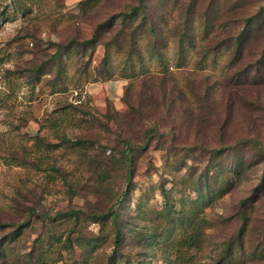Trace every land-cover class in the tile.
Masks as SVG:
<instances>
[{"label":"rangeland","instance_id":"374dc122","mask_svg":"<svg viewBox=\"0 0 264 264\" xmlns=\"http://www.w3.org/2000/svg\"><path fill=\"white\" fill-rule=\"evenodd\" d=\"M137 4L0 0V264H107L110 225L91 216L117 208L119 255L168 264L132 241L170 224L162 189L206 219L191 264H264V0H144L129 18ZM205 12L222 27L207 32ZM184 19L190 59L176 68L169 33ZM149 25L168 74L148 61ZM133 48L153 69L130 74Z\"/></svg>","mask_w":264,"mask_h":264},{"label":"trees","instance_id":"16d2710c","mask_svg":"<svg viewBox=\"0 0 264 264\" xmlns=\"http://www.w3.org/2000/svg\"><path fill=\"white\" fill-rule=\"evenodd\" d=\"M144 0H138V4L134 7H132L128 13L129 18H137L140 15V12L144 8L143 4ZM216 7V6H215ZM193 11V4L190 6H187L185 9H183L182 13L186 16L187 14H190ZM205 19H208V14L204 13ZM257 20L259 18H248L245 20V25L249 27L251 23L254 20ZM182 26L179 28L178 26L175 28H171L170 35L175 39L174 46L176 47L175 52H173L171 58L174 59L177 67L179 68L183 65H185L187 62L185 59L188 58L190 55L189 48L186 47L191 43L192 40L191 37L188 35L189 29H187L188 26V20L184 19L181 20ZM111 24V22H110ZM161 24L166 25V21L164 18L161 19ZM159 24V25H161ZM149 36H151L152 44L151 48L149 49V58L148 61L152 63V66L155 70L154 73H162V74H168L169 73V67L167 62L169 59V52L166 50V46L161 45L160 41L163 39L159 35V33L156 31V26L149 25ZM183 27V28H182ZM207 32L208 30H212V28L215 27H222L221 25L214 24L212 20H209L206 23ZM179 28V29H178ZM209 33H206L203 37L204 40L208 39ZM130 36V44L133 46L135 44V33H132ZM243 32L238 34L234 37V43L238 47V53H240L242 47V39H243ZM95 37V36H93ZM215 38L220 37L218 32L214 35ZM233 39V38H232ZM89 46L93 47L95 44L94 38H91L89 40ZM94 49V48H92ZM135 51L133 53L135 59L137 62L131 60L130 58L126 60V64H129L130 67V74L133 75L134 73L143 74L146 73L148 68L143 64L142 59L140 58L141 52L138 51V49L133 48ZM190 59V58H188ZM205 60H202V62L198 65L200 67ZM214 61V60H213ZM138 65V67H135V65ZM153 71L142 75L143 77L149 76L153 74ZM144 79V78H143ZM49 146V145H48ZM50 148H54L55 146H49ZM137 150H141L139 147H135L132 152H136ZM124 160L126 164V180L130 178V164L131 163V155L129 152H126L124 155ZM205 189V188H204ZM207 195H210L212 191L208 188L206 190ZM205 192H201V190L198 191V198L199 200L203 198ZM162 198L164 200V205L166 206L165 214L161 216L167 217V220H169L170 224L163 230L158 228V226L153 225L150 226V230L140 231L137 232L132 236V241L135 243L134 247H139L143 251H150L152 256L155 255L156 252H159L160 254L166 256V262L168 264H191L192 260H190V257L187 256V253L191 249H196L199 247V243L202 240V231L203 228L207 225L206 219L203 217V214L198 212L196 208L192 206L190 210H186L184 205L191 204L188 203L186 200L182 201L180 204V208L176 209V205L173 204L168 195L167 191L165 189H162ZM122 205V204H121ZM183 205V207H182ZM139 216L141 217V220L146 219V214L144 210L139 209ZM120 216L121 212L119 209H111L107 213L103 215L93 214L91 216V219L93 222L102 221L103 223H108L110 225L111 229V235L113 238L114 248L113 251L110 252V254L107 257V264H145L146 261L149 260V256H144L142 254H137L133 256L132 259H130L129 255H123L120 256V247L123 244L121 240V236H123L124 232H121L122 226L120 225ZM155 216L151 214V220ZM157 217V216H156ZM64 218V217H62ZM66 218V217H65ZM69 219H74V222H77V215L71 214ZM159 220V218L157 217ZM70 244V243H68ZM80 245V244H79ZM90 245V246H89ZM97 245V242L94 240L86 244L87 247H91V249H94ZM138 255H142L145 258L139 259Z\"/></svg>","mask_w":264,"mask_h":264}]
</instances>
